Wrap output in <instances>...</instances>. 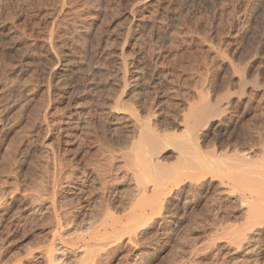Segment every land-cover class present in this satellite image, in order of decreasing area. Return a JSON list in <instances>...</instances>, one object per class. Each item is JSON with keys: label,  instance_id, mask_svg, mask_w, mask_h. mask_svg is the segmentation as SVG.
<instances>
[{"label": "rangeland", "instance_id": "rangeland-1", "mask_svg": "<svg viewBox=\"0 0 264 264\" xmlns=\"http://www.w3.org/2000/svg\"><path fill=\"white\" fill-rule=\"evenodd\" d=\"M121 50L139 87L118 82ZM110 96L150 108L170 138L161 170L178 180L144 225L125 216L137 199L133 159L119 154L130 124ZM205 100L221 113L200 129L202 157L264 138V0H0V264H264V223L244 228L215 172L177 170L173 123ZM112 217L115 234L101 228ZM88 220L111 236L83 256ZM234 229L255 242L235 243Z\"/></svg>", "mask_w": 264, "mask_h": 264}, {"label": "bare ground", "instance_id": "bare-ground-1", "mask_svg": "<svg viewBox=\"0 0 264 264\" xmlns=\"http://www.w3.org/2000/svg\"><path fill=\"white\" fill-rule=\"evenodd\" d=\"M141 8L142 7L135 6V13L136 12L139 13L141 11ZM163 8H164V6H163ZM133 11H134V9H133ZM153 18H154V16H153ZM135 24H136L137 27L140 26V25L143 26L144 22L142 20H137V22ZM88 27H90V25ZM157 27H158V24H157ZM156 30H157V28H156ZM156 32H158V31H156ZM178 36H180V35H178ZM187 37H188V35H187ZM51 38H52V36H51ZM51 41H50V39H47L46 42H45L46 46H44V47H46L47 49H52V44L53 43ZM134 44H135V42H134ZM122 50H121V53L119 52L120 53V57H119L120 58V64H121V67H122V68L120 67L119 70L122 69V71L119 72L118 77H119L120 80L118 82L121 81L122 84L124 85V84L127 83L128 79H130V81L133 83V85L135 87H139V84H141V83L139 82L140 80H138L139 77L137 75V72H134L131 69H129L130 65H129L128 61L126 60V57L124 58ZM47 52H49V51H47ZM47 52H46V54H47ZM56 57H58V56H56ZM59 62H60V59H59ZM82 63H83V61H82ZM131 65H133V63ZM153 71H154V69H153ZM116 72H118V71H116ZM67 74H68L67 77H69L70 76L69 73H67ZM104 83H105V81H104ZM149 83H150V81H149ZM153 87H154V85H153ZM163 89H166V88H163ZM173 91H175V90H173ZM167 92H169V91L167 90ZM138 94L139 93H137V95ZM175 95H176V93H175ZM111 97L112 96H110V98ZM114 97L115 98L112 97L113 99L112 98L111 99L108 98L112 102V104H110V105H113L112 109L110 108L111 106L109 107L111 109L109 111H111V113H114L115 116H117V118L120 119V121L124 120L125 122H128L130 124L129 125V127H130V136L128 135L129 137L127 136L126 137L127 139L126 140L124 139L125 141H122L123 143L121 144V146L119 145L120 147H122L120 149L118 148L119 149V154L122 157V159L123 158H125L126 160L127 159H133V164L135 166L134 173L131 174V175H133V178L135 177L134 180L136 181L135 182L136 184H133V185H136L135 187L137 188V194L134 192L137 195V199L135 201H133L134 199L132 200L133 201L132 204L126 209L128 213L125 216L127 217V219H130V223L132 225L135 224V223L136 224H140L141 222H142L141 224L144 225V223H143L144 221L143 220H144V218H145V216L147 214V208L149 207L150 210H152L154 208V206H153L154 203H156V201L161 197V191L163 189H165L169 185V183L171 184L172 181L178 180V178L176 179L178 172H173L172 174L171 173L168 174V172H169L168 171L167 175H166V172L161 170V165H162L161 163H162L163 160L159 159V158H161V157H159V152L161 151V153H164L163 151H166V149H167L166 147L170 146V145L165 144L166 141H170V138L163 137V136L155 133L152 130V125L150 124V119H149L150 115H151V112L149 110L150 108L148 109L149 111L148 110L145 111L146 109L138 110L139 108L136 109V108L132 107V105L129 106L127 104H124L120 97L119 98H116V96H114ZM186 100H185V102H186ZM205 102H206V100L204 101V103L202 102V104H200L198 106H192L189 103H185V106H184V104H183L182 105L183 106V110H184V107H186L185 108L186 110L185 111H181V117H180L181 120H179V121L175 120L174 123H173V129H171L173 131V134H171V143L173 144V146L175 147V150H176V152H174V154L176 153L175 154L176 155L175 159H176L177 163L179 164L178 165L179 167H178L177 170L181 171V172L182 171H189V170L193 171L192 173H190V175H188L192 179L195 178L198 175L197 174L195 176L194 175L195 173H200L198 175V176H200L201 173H212L214 175V172H215L216 176L219 175L218 178H220V182L221 183L219 182L220 183L219 186H226L225 189H224V192H226V196L225 197H229L234 202L239 203L241 208L243 209V214L246 217V219H245V217L243 218L245 220V223H246L244 225L246 227H244V228L246 229V228H248V226H249V228L251 227V229H252V227H253V229H255V226L256 227L257 226L260 227L259 224L260 223H264V138L262 137L263 135L262 136L260 135L261 137L258 136V137H260V139L257 138V139H259L258 141H254V137H253V139H252L253 142L249 141V142H251V144H247L248 142L246 143V141H245L246 144H243V146H241L242 148H239L237 150H236V147H235L234 148L235 151H234V149H233V151L230 149L231 152L226 151V152L215 153V151H214L212 154L208 153L210 158L202 157L201 146H200V144H198V136H199L200 129H202V126H204L205 123H209V121L211 119L213 120L215 118V116L218 115L219 112L221 111V110H219L220 107H217V105L216 106L215 105L212 106L210 102H208V101L206 103ZM152 103H153V101H152ZM162 104H163V102H162ZM218 106H219V104H218ZM103 107H104V105H103ZM78 113H80V112H78ZM221 149H223V151H225L224 149H227V148H220V150ZM133 183H134V181H133ZM135 187H133V188H135ZM136 188H135V190H136ZM76 194H78V193H76ZM117 195L118 194H116V197H117ZM224 195H223V197H224ZM236 203H234V204H236ZM106 212L108 213V211H106ZM100 216L98 215L96 217V219L98 217H99L98 218L99 220L104 218L102 216H101L102 217L101 218ZM107 216H110V215L107 214ZM146 220L147 219H145V222H146ZM110 222H112V223L109 224ZM110 222L107 221V219H106L104 222H102V227L101 228L104 227V228H106V230H108L111 227L113 232H114L113 234L117 233V230L119 228V226L117 224V221L114 219V221L112 220ZM119 223H121V222H119ZM130 223L128 224V226L132 227V225ZM120 226H121V224H120ZM136 226L138 227V225H136ZM129 228H127V229H129ZM139 228H141V226ZM244 228H242V229H244ZM249 228H248V230H249ZM99 229L97 228V226H95V223L92 222V220H91V222L89 224H87V231L86 232L88 233L90 238L94 239L95 241L93 243H85L83 246L81 245L80 250L77 249V250H79V252L82 253L83 256H86L87 254H89V252L93 248L102 246L103 245V241L110 239V236H111L110 234H108V233H100ZM132 229H134V227H132ZM240 230L241 229H239V230L234 229L235 232H232V233H234V235H235V233L237 234V231H240ZM246 230H241V232L238 234V237L236 238V242L235 243H239L241 246H244V245H252L253 242H255L256 239H255L254 234H256V233L254 232V234H253L254 237H253L251 235V232H249L250 230L248 231L249 233L248 232L246 233ZM138 231H135V232H138ZM135 232H134V234H137ZM87 233H86V236H87ZM141 234H142V232H141ZM132 237H134V236H132ZM233 242H234V239H233ZM240 245H238L239 246L238 248H240ZM250 251H248V253ZM253 251H254V249H253ZM49 252H50L49 254H52V252L54 253L53 250H51V251L49 250ZM59 252H60V250H58V253ZM256 252H257V255L256 254L255 255L259 256L261 250H258ZM62 253H63V251H62ZM53 255H52V257H54L56 254L54 256ZM89 257L91 258L90 255H89ZM83 259H84V257H83Z\"/></svg>", "mask_w": 264, "mask_h": 264}]
</instances>
